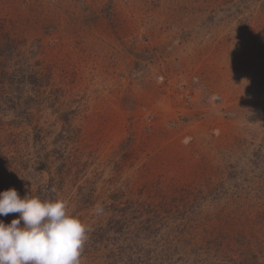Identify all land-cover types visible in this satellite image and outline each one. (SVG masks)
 Instances as JSON below:
<instances>
[{
	"label": "rangeland",
	"instance_id": "1",
	"mask_svg": "<svg viewBox=\"0 0 264 264\" xmlns=\"http://www.w3.org/2000/svg\"><path fill=\"white\" fill-rule=\"evenodd\" d=\"M10 187L81 264H264V0H0Z\"/></svg>",
	"mask_w": 264,
	"mask_h": 264
},
{
	"label": "clouds",
	"instance_id": "2",
	"mask_svg": "<svg viewBox=\"0 0 264 264\" xmlns=\"http://www.w3.org/2000/svg\"><path fill=\"white\" fill-rule=\"evenodd\" d=\"M102 212L101 206L94 209L97 215ZM11 213L19 215L10 223L0 220V264H81L90 228L64 199L21 197L10 187L0 191V216Z\"/></svg>",
	"mask_w": 264,
	"mask_h": 264
},
{
	"label": "trees",
	"instance_id": "3",
	"mask_svg": "<svg viewBox=\"0 0 264 264\" xmlns=\"http://www.w3.org/2000/svg\"><path fill=\"white\" fill-rule=\"evenodd\" d=\"M120 223H121V220H116V221L114 220V221L110 222V225H113L114 231H116L119 229L118 226Z\"/></svg>",
	"mask_w": 264,
	"mask_h": 264
}]
</instances>
